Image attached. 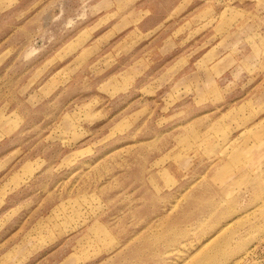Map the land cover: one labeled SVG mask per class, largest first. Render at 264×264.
Instances as JSON below:
<instances>
[{
  "label": "rangeland",
  "instance_id": "rangeland-1",
  "mask_svg": "<svg viewBox=\"0 0 264 264\" xmlns=\"http://www.w3.org/2000/svg\"><path fill=\"white\" fill-rule=\"evenodd\" d=\"M0 264H264V0H0Z\"/></svg>",
  "mask_w": 264,
  "mask_h": 264
},
{
  "label": "bare ground",
  "instance_id": "bare-ground-1",
  "mask_svg": "<svg viewBox=\"0 0 264 264\" xmlns=\"http://www.w3.org/2000/svg\"><path fill=\"white\" fill-rule=\"evenodd\" d=\"M8 132V131H7Z\"/></svg>",
  "mask_w": 264,
  "mask_h": 264
}]
</instances>
